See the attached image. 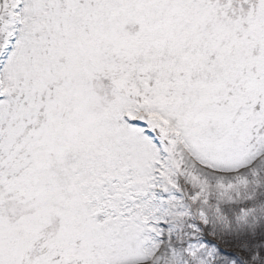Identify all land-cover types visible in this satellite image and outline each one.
Segmentation results:
<instances>
[{"label": "snow or ice", "instance_id": "snow-or-ice-1", "mask_svg": "<svg viewBox=\"0 0 264 264\" xmlns=\"http://www.w3.org/2000/svg\"><path fill=\"white\" fill-rule=\"evenodd\" d=\"M0 264H264V0H0Z\"/></svg>", "mask_w": 264, "mask_h": 264}]
</instances>
